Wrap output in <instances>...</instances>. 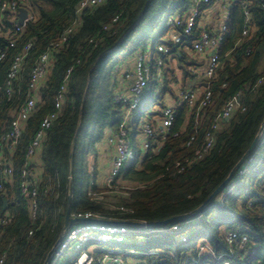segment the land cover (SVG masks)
<instances>
[{
  "label": "trees",
  "instance_id": "1",
  "mask_svg": "<svg viewBox=\"0 0 264 264\" xmlns=\"http://www.w3.org/2000/svg\"><path fill=\"white\" fill-rule=\"evenodd\" d=\"M80 1L18 0L33 19L25 21L12 45L0 36V51L4 53L0 61V218H9L6 225L0 226L2 264H44L66 232L67 206L71 218L90 213L100 221L118 225L161 222L193 212L228 177L255 139L264 118V0H250L248 10L254 32L248 38L241 35L243 9L239 2L233 3L220 45V67L209 85L210 104L199 110L198 106H178L166 139L162 141L157 132L155 143L143 156L137 142L140 118L145 117L146 123L157 127L162 122L165 98L176 99L167 82L170 76L176 79L174 71L161 68L164 80L157 77V58L161 56L165 63L168 59L155 47L168 46L175 60L184 63L183 83L200 77L191 75L189 69H200L203 64L196 63L185 50L192 48L201 30L196 28L180 46H173L168 39L171 28L167 19L186 13L190 0H104L76 16ZM164 16L166 22L152 46L149 82L133 112L131 136L136 156L111 184L112 191L116 184H124L125 189L109 207L105 198L98 199L103 189L96 183V171H90L88 156L97 153L98 144L107 134L115 133L120 122L121 105L113 100L115 67L133 59L137 52L146 51ZM115 18L118 19L113 22ZM1 26L0 33L15 29V23L7 17ZM68 29L71 33L66 35V42L54 49L53 45ZM27 44L31 48L24 55L18 74L9 81L8 72ZM47 51L54 61L52 68L33 92L29 90L30 73ZM68 70L69 79L57 111L56 98ZM259 79L262 81L257 84ZM157 84L163 87L148 114L142 103L153 98ZM239 92L242 106L218 130L212 149L201 160L178 171L177 163L182 165L194 157L205 142L213 118ZM28 98L35 100L33 114L15 149L8 150L3 138ZM54 112L56 119L44 131L39 150L28 160L26 150L41 129L42 120ZM6 168L10 174L4 173ZM24 170L37 181L33 198L20 192ZM32 201L37 204L34 218L30 215ZM175 225L186 226L182 231L187 235L185 242L178 239L179 233L164 232L149 235L141 244L128 236L125 243L112 246L122 252L123 264H134L129 263L133 259L135 264H264V131L234 170L225 189L208 206L191 218L151 229ZM127 228L131 232L139 229ZM230 232L247 236V245H229ZM129 250L134 254L126 253ZM94 254L102 255L101 249Z\"/></svg>",
  "mask_w": 264,
  "mask_h": 264
},
{
  "label": "built area",
  "instance_id": "2",
  "mask_svg": "<svg viewBox=\"0 0 264 264\" xmlns=\"http://www.w3.org/2000/svg\"><path fill=\"white\" fill-rule=\"evenodd\" d=\"M104 0H81L75 10V15L78 16L81 11L89 7H95L103 3ZM239 2L243 9V19L244 25L241 32L243 38H248L253 32L254 28L251 24V16L248 10L250 0H190V8L183 15H173L167 19V25L170 26L171 32L168 35V39L173 46H180L185 43L189 37L192 36L196 28L201 30L198 40L192 42V48L189 49L192 53V59L196 63H202L203 66L200 69L196 67H191L189 69L191 75L200 76L203 80V85L194 89H180L178 91L177 101L175 100L172 104L167 103L162 110V122L161 124L153 125L146 123L138 125L140 134L137 137L138 147L140 154L145 155L150 147L155 143V135L157 132L161 135V140L166 139V135L169 129L172 127L175 120V109L181 104H187L190 108L198 106V110L208 106L211 102V91L209 88L210 82L216 78L217 71L220 67V45L223 41L224 33L226 31V24L229 20L230 10L233 3ZM19 6L18 0H0V30L4 18H8L10 23H15L14 31H6L5 33H0L4 39L12 45L16 37L22 33L23 26L17 24L19 18ZM264 15V4H261ZM26 9V8H24ZM27 10V9H26ZM215 12V13H214ZM27 20L33 19V16L29 15L27 10ZM118 18L113 19L116 22ZM71 30L68 29L53 45L54 49H58L66 42V35L68 36ZM31 48V44H27L21 55L17 56L8 72V80H12L19 72L22 59L26 52ZM157 53L165 56L168 59L167 64H173L175 60V55L171 53L168 46L164 44H158L155 47ZM4 58V53L0 51V61ZM134 61L131 63V68L125 69L124 73L120 75L121 78L125 80H130L126 87V90L117 91V76L115 75V86L113 100L116 104L121 105V116L117 131L110 136H107L106 141L109 145L114 148V157L112 160V170L110 179L107 180L106 185L110 186L120 170L130 165L136 156V149L134 144L128 140L129 136L132 135V122L134 120L133 112L139 107L142 100L144 90L147 87L150 78V61L147 54L139 53L133 58ZM157 65L159 71L157 77L161 79L163 76L161 73V68L164 66V61L161 56L158 58ZM53 58L50 52L47 51L43 53L37 60L35 66L30 73L29 79V90L37 91L39 86H41L45 78L47 77L49 71L52 68ZM166 66V65H165ZM164 66V67H165ZM117 66L115 67V69ZM114 69V70H115ZM116 73L119 74L117 70ZM70 70L67 71L64 77L63 84L58 91L56 98L55 109L58 111L61 107L63 95L65 92L66 83L69 79ZM262 79L258 80L257 84H260ZM10 82L7 83L9 85ZM117 84V85H116ZM123 88V86H122ZM170 90H172L170 88ZM7 95L10 93L6 91ZM241 93L239 92L234 97L230 98L224 104L221 111L213 118L212 124L209 131L206 133L205 142L202 147L195 152L192 159H186L182 165L177 163L178 171H182L185 167L190 166L196 161L201 160L213 147L215 142L216 134L221 126L228 122L233 114L241 108ZM35 108V100L33 98H28L24 105L20 108L17 115L11 122L10 132L3 138V146L8 150H14L17 146L27 120L33 114ZM158 107L156 106L154 111ZM56 112L46 116L41 123V129L38 131L34 141L26 150V158L28 160L36 154L40 147V140L43 133L48 129L51 123L56 119ZM140 121V120H139ZM176 136V135H174ZM128 160L130 162L128 163ZM1 164V162H0ZM5 174H10V169L6 168ZM243 174V171L240 172ZM31 174L24 170L22 172L23 181L20 185V192L25 197H35L36 195V185L37 181L31 178ZM37 211L36 202H31V218L35 217ZM74 219H82L86 221H91L96 219L90 213L84 215H77L72 217ZM8 216L4 215L0 218V226H4L8 223ZM187 223V222H186ZM185 223V224H186ZM187 225H189L187 223ZM184 226V225H183ZM144 229L141 232L140 240H144L151 234H158L160 231L181 232L184 229L182 225H175L168 229ZM134 233L129 230L127 226L118 224H100L98 222H81L73 224L63 235L61 241L53 250L51 260L49 264H57L62 257L65 256L66 252L71 251L73 257L76 256L73 264H123L122 252L115 249L112 245H118L125 243V238ZM31 232H29V235ZM187 237L185 235L180 237L181 242H185ZM249 239L247 236L239 235L236 232H230L227 235V242L229 245L238 244L240 248H244L247 245ZM93 243H98L99 245H93ZM111 245L112 247H109ZM102 246V247H101ZM101 249L102 255L96 256L92 250ZM202 250V249H201ZM126 253L132 255L134 251H127ZM2 260L0 264H2ZM223 264H230L229 261H224Z\"/></svg>",
  "mask_w": 264,
  "mask_h": 264
},
{
  "label": "rangeland",
  "instance_id": "3",
  "mask_svg": "<svg viewBox=\"0 0 264 264\" xmlns=\"http://www.w3.org/2000/svg\"><path fill=\"white\" fill-rule=\"evenodd\" d=\"M166 18H167V16H164L161 19V23H160L159 27H157L155 29L154 33L151 35L149 43H148V47L146 48V51L145 52H142V51L140 52L139 51V52L136 53L137 55L139 53H143V54L145 53V54H147L148 59L151 58V54H152V50H153L152 46H153V43H154V39H155L156 35L158 34V32H160V30L162 29L164 23L166 22ZM129 61H130V63H133L134 59H128V62ZM128 62H126L124 64H118L117 65V68L115 70H117L119 72V74L116 73L115 70L113 71L114 75L117 76V80L116 81H118L117 82L118 85L117 84L116 85H117V91H119V92L122 91L123 89L126 90V87L129 84V82H130V80H128V79L125 80L124 78L120 77V75L122 73H124L125 69L128 68L127 67L128 66ZM157 62H158V59H157ZM167 63L164 62V66L166 65L165 67L168 70L174 71V69H175L174 67L175 66L173 67V64H171V63L167 64ZM164 66L162 68H164ZM176 67H179V69H180V67L182 68L183 65L180 66V64L177 63ZM169 75H170V72H169ZM173 75L176 77L177 74L175 73V71L173 72ZM176 79L178 80L177 77H176ZM176 79H173L172 76H170V78L167 81L170 84V87H171V85L174 86V85L177 84ZM161 80H164V76L161 77ZM122 86H123V88H122ZM162 87H163V85H161V84H160V86L158 84L155 85V93H154L153 98L150 99V100H145L144 99L142 105H144V107L147 109L146 111H147L148 114H150L152 112L154 105H156L155 102H156V99H157ZM177 88H179V87H174V90H173L172 87H171V89H172L171 91H173V93L175 94L176 97L178 96L177 93L179 91V90H177ZM169 99L170 98L165 99L164 103L165 104L169 103ZM145 121H146L145 117H141L140 121H139V124L140 125L145 124ZM106 139L107 138L105 136L104 140L101 143L98 144V146H97L98 151H97L96 154H90L88 156V161L90 163V171H91V173H93V171L94 172L96 171V173H97V179H96L97 185L103 189L102 190V194L100 195V197L98 199L101 200V199L105 198L104 200L106 201L107 205L109 207H112L113 203H115L117 198L120 197L119 195L123 194L125 186L122 183H121L122 185L116 184L117 188H115V191H116L115 192V191H112L114 189L112 185H110V186L106 185L107 180H109L110 176H111L112 160H113V157L115 155L113 146L109 145L107 143ZM128 140L131 141V144H133L131 135L129 136ZM129 162H130V160H128V163ZM94 220H99V219L96 218ZM182 227L185 228L186 226L184 225ZM138 228H139L138 230L137 229H133V230H135L134 233H130V235H128V236L134 237V240L138 244H141V242L143 240H140V239L143 238V236H141L140 234H141V232L144 231V229L142 227H138ZM145 229H151V228H145ZM182 231H184V229H181V232H177V231H172V232L176 233V234L179 233L178 234V239H180V237L183 236V234H182L183 232ZM162 233H164L163 230L160 231L158 234H162ZM165 233H171V232H166L165 231ZM184 235L187 236L186 234H184ZM89 252L93 254L94 251L92 249ZM74 258H76V256L73 257L72 252L68 251V252H66L65 256L62 257L60 259V261L57 262V264H72V262L75 260ZM129 260H131V259H129ZM129 263H134L135 264L136 261L133 259V261L129 262Z\"/></svg>",
  "mask_w": 264,
  "mask_h": 264
},
{
  "label": "water",
  "instance_id": "4",
  "mask_svg": "<svg viewBox=\"0 0 264 264\" xmlns=\"http://www.w3.org/2000/svg\"><path fill=\"white\" fill-rule=\"evenodd\" d=\"M150 2V0L148 1V3ZM148 3L145 5L143 11L141 12V15L139 18H141L145 11L146 8L148 6ZM27 10L24 8H20L19 9V18H18V22L17 24L19 26H24L25 21L27 20ZM264 131V118L262 121V124L259 128V131L255 137V139L253 140V142L251 143V145L249 146V148L247 149L246 153L243 155V157L238 161V163L235 165L234 169L229 173L228 177L208 196V198L204 201V203L202 205H200L197 209H195L193 212L186 214V215H182V216H177L165 221H161V222H154V223H148V224H140V223H135V222H127V223H122L124 225L130 226V227H145V228H154V227H160V226H164L170 222H174V221H181L187 218H191L194 215H196L197 213H199L200 211H202L206 206H208V204L219 194L221 193L222 190L225 189V187L227 186V184L230 182L233 172L235 169H237L242 163L243 161L246 159V157L250 154V152L252 151V149L254 148V146L256 145L257 141L259 140L261 134ZM74 142V141H73ZM4 204V208H5V204L6 202L3 201ZM81 222H98L100 224L106 223L100 220H91V221H86V220H82V219H74L69 217V207L67 206V210H66V216H65V222H64V229L65 231H67L73 224L75 223H81ZM63 236H61L58 241L56 242V244L54 245L53 249L48 253L44 264H49L50 260H51V256L53 254V250L54 248L57 246V244L59 243V241H61Z\"/></svg>",
  "mask_w": 264,
  "mask_h": 264
},
{
  "label": "crops",
  "instance_id": "5",
  "mask_svg": "<svg viewBox=\"0 0 264 264\" xmlns=\"http://www.w3.org/2000/svg\"><path fill=\"white\" fill-rule=\"evenodd\" d=\"M215 13V12H214ZM186 52H187V54H188V56H190L191 58H192V53L190 52V50L189 49H186L185 50ZM178 56H179V58H181V55H180V53H178ZM134 58V57H133ZM186 62H188V61H186ZM130 63V61L128 62V69L129 68H131V63ZM180 64V66L181 65H183V66H185L184 65V63L183 62H180L179 60H177L176 62L174 61L173 62V67L175 68H173L174 69V71H175V73L177 74L176 75V77L178 78V80L176 81L177 82V84L176 85H171V87H172V89L174 90V87H179V88H177V90H180V89H194V88H198L200 85H203L204 83H203V80L199 77V78H196V79H187L186 81H185V83H183L182 82V78H183V71H182V68L180 67V69H179V67H176V64ZM190 63V62H189ZM188 63V64H189ZM202 63H204V61H202ZM191 64V63H190ZM126 68V67H125ZM127 69V68H126ZM168 98V97H167ZM166 99V98H165ZM176 99H177V97H176ZM176 99H173V98H171L170 97V99H169V104H172ZM177 101V100H176ZM113 134V133H112ZM111 134L109 133V134H107V136H110ZM106 136V137H107Z\"/></svg>",
  "mask_w": 264,
  "mask_h": 264
}]
</instances>
